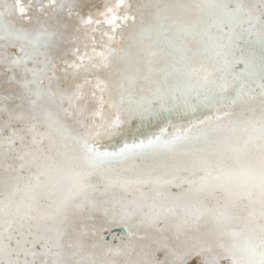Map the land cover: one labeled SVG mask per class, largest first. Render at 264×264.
<instances>
[{
    "label": "snow or ice",
    "instance_id": "1",
    "mask_svg": "<svg viewBox=\"0 0 264 264\" xmlns=\"http://www.w3.org/2000/svg\"><path fill=\"white\" fill-rule=\"evenodd\" d=\"M0 264H264V0H0Z\"/></svg>",
    "mask_w": 264,
    "mask_h": 264
}]
</instances>
